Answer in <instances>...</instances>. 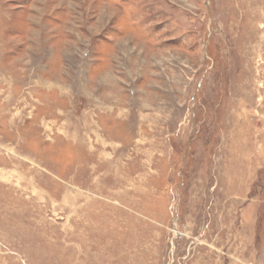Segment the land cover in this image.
<instances>
[{
	"label": "rangeland",
	"instance_id": "rangeland-1",
	"mask_svg": "<svg viewBox=\"0 0 264 264\" xmlns=\"http://www.w3.org/2000/svg\"><path fill=\"white\" fill-rule=\"evenodd\" d=\"M0 264H264V0H0Z\"/></svg>",
	"mask_w": 264,
	"mask_h": 264
}]
</instances>
